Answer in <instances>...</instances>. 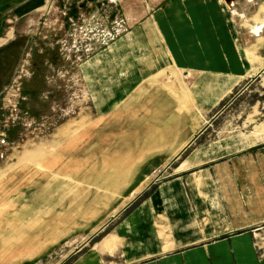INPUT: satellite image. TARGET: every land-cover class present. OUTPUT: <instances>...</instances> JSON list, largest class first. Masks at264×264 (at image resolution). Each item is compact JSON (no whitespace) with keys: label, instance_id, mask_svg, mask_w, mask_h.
I'll list each match as a JSON object with an SVG mask.
<instances>
[{"label":"rangeland","instance_id":"rangeland-1","mask_svg":"<svg viewBox=\"0 0 264 264\" xmlns=\"http://www.w3.org/2000/svg\"><path fill=\"white\" fill-rule=\"evenodd\" d=\"M263 7L264 0H44L36 19L21 20L16 39L0 49V264H75L197 147L211 158L264 125V75L231 92L223 76L250 69L245 52ZM231 75L234 83L243 78ZM166 102L172 116L183 114L189 144L143 158L142 136L151 138L159 121L148 112ZM83 135L85 150L75 148ZM133 144L139 170L127 180L125 166L109 162ZM53 160L52 172L35 167ZM39 177L46 182L37 185Z\"/></svg>","mask_w":264,"mask_h":264},{"label":"crops","instance_id":"crops-1","mask_svg":"<svg viewBox=\"0 0 264 264\" xmlns=\"http://www.w3.org/2000/svg\"><path fill=\"white\" fill-rule=\"evenodd\" d=\"M43 4L44 0H0V49L16 39L21 20L36 19L41 14ZM257 13L258 25L250 30L252 37L245 52L253 55V63L242 74L238 73L239 67L226 71L228 74L223 76L227 77L230 92L264 75V40L259 41L264 38L260 34L264 9ZM253 37L256 38L252 40ZM227 50L235 56L229 45ZM185 55L193 56L189 52ZM231 73L243 76L240 83L233 82L235 76ZM136 101L127 99L126 105L134 106ZM166 104L165 110L156 106V110L148 112L155 113L159 121L151 138L142 136L146 138L139 148L143 158L175 145L174 149L182 151L189 144L188 136L182 139L181 135L183 114L175 112L172 116ZM142 117L146 118L143 113ZM262 125L237 135L239 142L227 150L219 149L211 158L205 154L206 146L197 147L172 179L152 190L98 240L95 249L80 258L91 261L98 257L103 264H264V243L258 242L264 236V140L257 138L263 132ZM134 149L133 144V152H124L121 161L118 154L109 162L117 164L116 170L125 166L122 169L130 172V176L129 172L124 176L127 180L139 170ZM111 179L117 181L119 177ZM141 187L140 192L145 190ZM102 219L96 216V220Z\"/></svg>","mask_w":264,"mask_h":264},{"label":"bare ground","instance_id":"bare-ground-1","mask_svg":"<svg viewBox=\"0 0 264 264\" xmlns=\"http://www.w3.org/2000/svg\"><path fill=\"white\" fill-rule=\"evenodd\" d=\"M193 2V1H192ZM245 56H247V55H245ZM127 94V93H126ZM112 119H114L116 122L115 123H117V119H118V115H116V116H114ZM99 123H101V121H98ZM99 135V132L97 133V135L96 136H98ZM78 140H81L79 143H76L75 144V142L76 141H78ZM78 140H74V139H71L70 140V142H69V144L70 143H72L73 145L75 144V148H78V149H81V150H85V148L86 147H81V145L86 141V140H88L87 139V137L86 136H79V138H78ZM68 144V145H69ZM186 145V144H185ZM185 145H183L182 147H181V149H183L184 147H185ZM68 147V146H67ZM56 160V159H55ZM55 160H53L51 163H49V164H47L46 162H42V163H40V165H36L35 167H46V168H48V171H50V172H52V171H54V169L57 167V165H55ZM83 162L85 163V164H87V162H88V159L86 158L85 160H83ZM39 163V162H38ZM37 163V164H38ZM72 164H74L73 162H71ZM71 164V165H72ZM30 169H28V171H29ZM56 170V169H55ZM44 182H46L45 180H42V179H40V177L37 179V181H36V183H37V185H39V184H43ZM40 187H42V185L40 186ZM43 188V187H42ZM45 189V188H44ZM44 192H42L41 191V194L39 195V196H41V197H43L44 196ZM39 196L37 195V194H35L34 195V198L32 197V198H30L29 200L30 201H37V199L39 198ZM47 196V195H46ZM45 196V197H46ZM43 199H45V198H43ZM44 201V200H43ZM39 202H42V200L41 201H39ZM51 203V202H50ZM37 205H38V203H36ZM14 205V204H13ZM6 208H7V205H6ZM12 208V207H11ZM7 209H5V210H3L2 211V215L0 216V217H6L5 215L7 214V211H6ZM10 210V209H9ZM6 211V212H5ZM9 212V211H8ZM31 212H29V214H30ZM27 214V213H26ZM3 218V219H4ZM1 221V220H0ZM6 225V224H5ZM1 232V231H0ZM3 258V257H2Z\"/></svg>","mask_w":264,"mask_h":264}]
</instances>
